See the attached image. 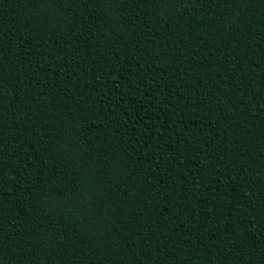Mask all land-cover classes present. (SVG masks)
I'll return each instance as SVG.
<instances>
[{
    "label": "trees",
    "instance_id": "16d2710c",
    "mask_svg": "<svg viewBox=\"0 0 264 264\" xmlns=\"http://www.w3.org/2000/svg\"><path fill=\"white\" fill-rule=\"evenodd\" d=\"M0 264H264V0H0Z\"/></svg>",
    "mask_w": 264,
    "mask_h": 264
}]
</instances>
